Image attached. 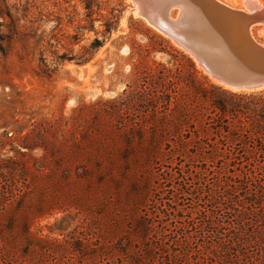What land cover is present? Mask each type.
Here are the masks:
<instances>
[{"label":"trees","instance_id":"trees-1","mask_svg":"<svg viewBox=\"0 0 264 264\" xmlns=\"http://www.w3.org/2000/svg\"><path fill=\"white\" fill-rule=\"evenodd\" d=\"M167 71L139 72L137 86L106 102L111 110L94 105L70 138L0 157V264H113L114 251L122 264H264V158L232 173L223 164L212 183L207 171L170 163L171 155L264 157V100L195 116ZM189 177L198 179L193 190ZM185 200H194L188 211ZM59 214L82 216L87 231L70 241L33 233ZM117 218L130 243L113 248L106 237Z\"/></svg>","mask_w":264,"mask_h":264},{"label":"rangeland","instance_id":"rangeland-1","mask_svg":"<svg viewBox=\"0 0 264 264\" xmlns=\"http://www.w3.org/2000/svg\"><path fill=\"white\" fill-rule=\"evenodd\" d=\"M221 1L241 8L240 0ZM132 7L130 0H0V157L27 153L20 146L23 143L51 146L70 138L80 117L86 126V116L94 105L117 99L128 85L137 86L139 72L146 68L156 71L158 64L168 70L169 89L190 101L195 116L206 113L214 117L223 106L231 110L239 105L240 110L262 103L264 91L223 93L212 89L217 85L193 60L149 27ZM262 30L255 29L259 39H264ZM104 106L111 110L109 104ZM240 119L244 118H236ZM52 125L55 127L45 135V128ZM43 154L42 149L32 152L36 157ZM260 158L264 157L171 155L170 163L191 175L207 171L212 183L221 165L232 173ZM168 162H163L165 167ZM197 180L189 177L190 190L198 186ZM192 202L185 200L186 211ZM123 220L117 218V226L107 230L113 248L127 241L121 239L127 233ZM168 223L171 233L177 223ZM86 226L82 216L59 214L36 225L33 233L70 241L72 233L76 231L78 237L87 231ZM170 250L174 251L172 246ZM114 253L110 261L122 264L119 253Z\"/></svg>","mask_w":264,"mask_h":264},{"label":"water","instance_id":"water-1","mask_svg":"<svg viewBox=\"0 0 264 264\" xmlns=\"http://www.w3.org/2000/svg\"><path fill=\"white\" fill-rule=\"evenodd\" d=\"M138 17L189 56L204 75L229 91H264V8L221 0H130ZM173 44V45H174Z\"/></svg>","mask_w":264,"mask_h":264},{"label":"bare ground","instance_id":"bare-ground-1","mask_svg":"<svg viewBox=\"0 0 264 264\" xmlns=\"http://www.w3.org/2000/svg\"><path fill=\"white\" fill-rule=\"evenodd\" d=\"M250 1H252L254 4H256V5H258L259 7H262V8H264V2H263V0H240L239 2H240V9H244L245 8V3H248V2H250ZM233 5V4H232ZM233 7V6H232ZM134 11H135V13H137L138 14V12H137V8L135 7L134 8ZM262 34H264V29L262 30ZM174 44V43H173ZM175 45V44H174ZM179 48V47H178ZM201 69V68H200ZM237 93H239V91H237ZM243 93V92H242Z\"/></svg>","mask_w":264,"mask_h":264}]
</instances>
